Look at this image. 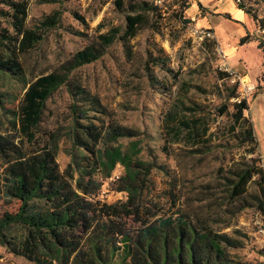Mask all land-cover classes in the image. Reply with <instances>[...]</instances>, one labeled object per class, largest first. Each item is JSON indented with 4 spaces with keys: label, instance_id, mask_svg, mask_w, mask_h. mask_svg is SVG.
Wrapping results in <instances>:
<instances>
[{
    "label": "trees",
    "instance_id": "obj_1",
    "mask_svg": "<svg viewBox=\"0 0 264 264\" xmlns=\"http://www.w3.org/2000/svg\"><path fill=\"white\" fill-rule=\"evenodd\" d=\"M235 2L256 29L264 31V19L246 9L242 0ZM0 3L7 7L2 15L9 19L15 35L0 32V82L23 87L16 110L10 112L19 140L0 134V246L33 264H237L225 254V248L238 247L236 241L218 234L213 226L224 223L227 213L231 219L250 209L264 218V169L253 157L257 142L252 124L244 116L248 106L239 99L238 82L224 87V104L217 116L226 114L228 104L234 102L228 131L237 147H249L247 154L252 157L243 155L233 162L219 184H199L186 196H176L174 184L169 193L153 196L149 176L156 165L111 146L119 139L135 137L134 132L105 122L109 117L105 107L73 75L102 58L114 43L125 45L149 27V18L158 9L145 1L112 0L115 11L124 14L122 29L114 27L98 34L54 71L28 82L19 58L42 41L44 32L59 24L61 13L54 11L39 26L28 29L26 1ZM172 5L182 14L188 2L173 0ZM250 41L257 43L264 60V34L245 36L240 45ZM225 77L232 76L220 73V80ZM61 88L70 97L66 137L79 155L70 154L72 165L59 177L54 174L52 159L61 135L42 132L40 126L47 101ZM203 109L176 98L163 119L170 144L187 145L194 156L209 155L222 145L217 143L216 133L208 134ZM138 146L132 144L133 154L139 153ZM117 164L124 173L114 191L125 193L126 200L107 204L96 197L101 184L94 175L103 172L110 178Z\"/></svg>",
    "mask_w": 264,
    "mask_h": 264
},
{
    "label": "rangeland",
    "instance_id": "obj_2",
    "mask_svg": "<svg viewBox=\"0 0 264 264\" xmlns=\"http://www.w3.org/2000/svg\"><path fill=\"white\" fill-rule=\"evenodd\" d=\"M23 1H26L25 26L28 29L39 26L54 11L61 13L59 24L44 32L42 41L19 58L28 82L54 71L72 53L89 46L98 34L124 27V14L115 11L112 0H54L52 4H44L43 0ZM242 1L246 9L264 19V0ZM172 2L157 7L158 14L149 18V27L140 30L127 44L114 43L102 58L73 75V80L97 96L105 107L109 114L105 122L111 121L134 132L135 137L119 139L111 146L134 159L156 165L149 176L153 196L169 193L174 184L176 196L188 195L199 184H219L233 162L243 155L252 157L247 154L249 147H237L228 131L234 102L228 104L226 114L217 116L218 108L224 104V87L235 82H238L239 99L247 103L244 116L251 122L257 142L253 157L260 160L264 169V60L261 52L252 43L238 46L237 40L227 61L214 39L198 42L190 37L189 29L195 27L194 24L191 20L185 24L184 20H189L185 11L180 14L179 7ZM5 12L7 7L0 3V32L15 36L9 19L2 15ZM200 15L205 16L203 12ZM207 18L215 27L221 47L232 44L237 34L235 25L223 17L208 15ZM98 26H102L101 29ZM249 30L253 37L264 34L255 26ZM220 73L232 77L220 80ZM22 94L21 85L0 82V134L15 142L19 139L11 124L10 112L16 110ZM178 97L203 106V116L210 126L208 134L216 133L217 143L222 144L209 155L194 156L187 145L169 143L163 119ZM69 98L65 88L55 92L46 103L40 126L42 132L61 135L52 159L54 174L59 177L72 165L71 155H79L66 137ZM133 143L139 145L138 154L130 149ZM123 173L119 164L111 171L110 178H105L103 172L95 173L94 178L101 184L98 200L107 204L126 200L125 193L114 191V184ZM165 208L167 211L169 206ZM222 219L224 223L214 225V231L235 240L238 245L225 248L226 258L237 264H264V218L250 209L231 219L227 213ZM5 251L0 246V264H33Z\"/></svg>",
    "mask_w": 264,
    "mask_h": 264
},
{
    "label": "crops",
    "instance_id": "obj_3",
    "mask_svg": "<svg viewBox=\"0 0 264 264\" xmlns=\"http://www.w3.org/2000/svg\"><path fill=\"white\" fill-rule=\"evenodd\" d=\"M200 12H203L205 16L201 17ZM185 15L187 19L192 21L196 28L206 29L212 32L214 42L223 50L225 57H227V61L230 57V53L234 50L232 48L234 43L238 40V46H242L240 45V40L245 36H252L251 32H249V28L254 26V23L251 18L244 13V11L238 9L235 0H191V2L188 3ZM208 15L218 18L223 17L235 25L234 27L237 34L234 35V41L232 44H226L221 47L218 34L215 31V27L211 25L209 19L207 18ZM248 43H252L254 46L257 45L254 41H250ZM248 76L250 77L249 74ZM248 76L246 77L248 78Z\"/></svg>",
    "mask_w": 264,
    "mask_h": 264
},
{
    "label": "built area",
    "instance_id": "obj_4",
    "mask_svg": "<svg viewBox=\"0 0 264 264\" xmlns=\"http://www.w3.org/2000/svg\"><path fill=\"white\" fill-rule=\"evenodd\" d=\"M148 1L154 6V8L155 7L157 8V7H162L166 2H169L170 0H148ZM187 2H189V0H187ZM189 34L191 38H193L194 40L198 42H204V41L206 42V41L214 39L212 32L206 29L190 27ZM224 71L228 72L227 69H225Z\"/></svg>",
    "mask_w": 264,
    "mask_h": 264
}]
</instances>
